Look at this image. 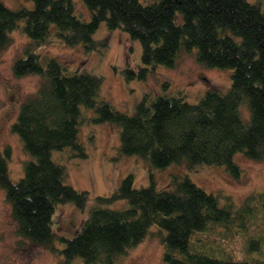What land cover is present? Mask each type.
<instances>
[{
  "label": "trees",
  "instance_id": "obj_1",
  "mask_svg": "<svg viewBox=\"0 0 264 264\" xmlns=\"http://www.w3.org/2000/svg\"><path fill=\"white\" fill-rule=\"evenodd\" d=\"M32 1V7H10L0 0V51L11 40L9 32L23 21L21 30L31 41L12 71L16 76L40 75L37 89L20 102L10 126L33 156L23 162L18 180L9 176L10 146L0 150V186L17 233L61 253L66 263L79 256L89 264H112L156 224L159 229L152 233L162 241L164 260L170 264H264V192H252L238 205L229 197L219 204L217 195L185 174H174L169 187L157 189L154 182L133 186L128 173L110 195L94 197L73 236L58 235L51 226L57 204L83 208L88 198V191L64 181L65 166L51 157L53 149L64 146L86 155L78 141L81 105L95 107V120L119 125L123 153L137 154L155 167L225 164L237 176L236 152L264 158V2L84 0L91 13L85 19L74 13V0ZM102 21L140 41L144 65L172 66L180 53L195 49L198 63L231 68V84L226 90L206 89L196 102L166 93L152 98L147 92L127 114L96 99L100 77L68 70L58 58L33 49L51 24L65 44L93 48L92 33ZM145 70L127 68L125 74L142 77ZM242 101L249 110L247 119L239 112ZM121 198L126 206H108ZM56 240L64 246L58 248Z\"/></svg>",
  "mask_w": 264,
  "mask_h": 264
},
{
  "label": "rangeland",
  "instance_id": "obj_2",
  "mask_svg": "<svg viewBox=\"0 0 264 264\" xmlns=\"http://www.w3.org/2000/svg\"><path fill=\"white\" fill-rule=\"evenodd\" d=\"M1 1L10 7L33 6L32 0ZM140 1L148 3L151 0ZM74 13L85 19L91 15L84 0H74ZM22 24L23 21H20L9 32L11 40L0 51V150L6 145L10 146L8 170L12 181L23 175V162L33 156L23 149L21 137L10 126L16 118L20 102L34 92L40 82L39 74L16 76L12 71L14 60L22 55L24 46L31 41L21 30ZM92 38L95 47L90 49L81 43L65 44L56 34V25L51 24L48 34L33 49L40 54L58 58L68 70H85L100 77L96 99L106 100L115 109L127 114L133 113L135 105L147 92L152 98L166 93L181 95L188 102H196L206 89L217 87L226 90L231 84V68L207 67L198 63L194 57L195 49L180 53L172 66L157 63L151 67L142 62L140 41L131 38L122 27L109 28L102 21L92 33ZM143 67L146 70L142 77H126L127 68L137 72ZM80 112L78 141L86 155H78L71 146H64L53 149L51 157L65 166L64 181L77 189L88 191V198L83 208L72 203H59L55 206L51 226L58 235L73 236L94 205V197L110 195L128 173L133 174V186L141 187L154 182L157 189L169 187L174 174H185L207 192L217 195L219 204L225 203L226 197H229L238 205L248 194L264 192V158L251 159L242 151L236 152L233 161L240 168L237 176L225 164L197 163L187 167L172 162L163 167H155L137 154L123 153L120 150L119 125L109 120H95V107L81 105ZM239 112L243 118L249 117L245 101L240 103ZM126 205L127 200L123 198L108 204L110 207ZM158 229L156 224L152 225L139 242L119 254L112 264H170L164 260L162 241L152 233ZM55 244L58 248L64 246V242L59 240ZM0 264L89 263L79 256L66 263L61 253H54L19 235L10 204L5 198V190L0 186Z\"/></svg>",
  "mask_w": 264,
  "mask_h": 264
}]
</instances>
